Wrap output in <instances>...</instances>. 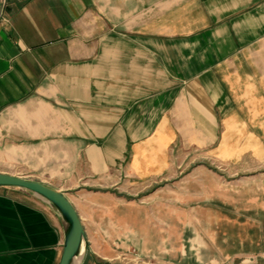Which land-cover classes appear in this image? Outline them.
<instances>
[{"label":"crops","instance_id":"obj_1","mask_svg":"<svg viewBox=\"0 0 264 264\" xmlns=\"http://www.w3.org/2000/svg\"><path fill=\"white\" fill-rule=\"evenodd\" d=\"M183 157L264 163V0H0V172L66 193ZM64 238L0 186V264H59Z\"/></svg>","mask_w":264,"mask_h":264},{"label":"rangeland","instance_id":"obj_2","mask_svg":"<svg viewBox=\"0 0 264 264\" xmlns=\"http://www.w3.org/2000/svg\"><path fill=\"white\" fill-rule=\"evenodd\" d=\"M66 193L102 263L264 264V163L175 158L159 177L112 171Z\"/></svg>","mask_w":264,"mask_h":264},{"label":"water","instance_id":"obj_3","mask_svg":"<svg viewBox=\"0 0 264 264\" xmlns=\"http://www.w3.org/2000/svg\"><path fill=\"white\" fill-rule=\"evenodd\" d=\"M0 186L20 187L41 196L61 214L65 222V238L59 264H74V259L87 251L86 232L82 219L67 194L40 180L0 172ZM84 247V252H81Z\"/></svg>","mask_w":264,"mask_h":264},{"label":"bare ground","instance_id":"obj_4","mask_svg":"<svg viewBox=\"0 0 264 264\" xmlns=\"http://www.w3.org/2000/svg\"><path fill=\"white\" fill-rule=\"evenodd\" d=\"M81 252H84V247H83V249H82ZM82 255H83V253H81L80 255H78L77 257H75L74 264H80L81 263Z\"/></svg>","mask_w":264,"mask_h":264}]
</instances>
